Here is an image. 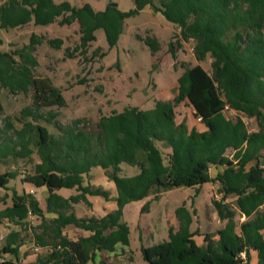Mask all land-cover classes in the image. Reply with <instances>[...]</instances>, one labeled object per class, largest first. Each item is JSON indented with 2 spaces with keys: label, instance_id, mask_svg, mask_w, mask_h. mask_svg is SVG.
Listing matches in <instances>:
<instances>
[{
  "label": "trees",
  "instance_id": "1",
  "mask_svg": "<svg viewBox=\"0 0 264 264\" xmlns=\"http://www.w3.org/2000/svg\"><path fill=\"white\" fill-rule=\"evenodd\" d=\"M134 7L121 11L108 4L95 10L89 3L73 6L69 0H0V31L33 22L35 25L77 21L79 43L74 51L85 53L96 40L95 31H104L107 45H116L124 19L146 6L160 12L179 29V40L192 39L194 65L184 67L177 78L172 99H156L149 110L127 106L99 117L93 129L57 120L65 99L48 77H37L33 55L39 36L30 35L29 43L13 52L0 51V91H32L31 104L21 109L18 123L7 118L0 127V162H33L26 182L47 191L45 208L32 194L12 195V204L0 209V221L22 224L32 215L54 214L36 235L42 245L49 231L50 251L37 258L38 264H88L99 251H114L118 244L128 246L129 226L122 221L123 209L132 201L177 187L197 188L209 182L218 184L219 200H213L219 219L225 224L214 234L204 233L198 244L191 230L193 213L182 203L174 210L178 225L168 237L152 245H141L146 264H264V0H133ZM144 42L154 53L155 38ZM2 39L0 37V45ZM47 43L60 48L61 38ZM169 51L175 57L173 44ZM17 56L18 58H16ZM211 57L210 71L199 62ZM187 100L194 116L200 117L203 130L189 128L185 120L176 121L175 106ZM48 110L42 112V108ZM3 105L0 99V115ZM226 112H231L227 116ZM243 117L252 118L256 128L249 129ZM122 164L137 172L121 175ZM99 166L113 182L116 207L101 217L81 218L74 205L87 202V196L109 199V191L88 182L90 171ZM210 168H218L215 175ZM17 171L0 173L5 188ZM73 189L64 197L58 190ZM243 216L235 220V211ZM149 205L142 206L145 211ZM88 232L71 240L63 235L67 225ZM22 240L10 232L0 252L17 257ZM244 254V258L241 257ZM0 264H16L0 257Z\"/></svg>",
  "mask_w": 264,
  "mask_h": 264
},
{
  "label": "rangeland",
  "instance_id": "2",
  "mask_svg": "<svg viewBox=\"0 0 264 264\" xmlns=\"http://www.w3.org/2000/svg\"><path fill=\"white\" fill-rule=\"evenodd\" d=\"M73 6L79 7L89 3L95 10H103L108 4L116 3L121 11H128L134 7L133 0H69ZM158 4V1L155 0ZM79 26L77 21L71 24L59 25L56 22L47 25H27L2 29L0 37L2 43L0 51L13 52L27 45L31 34L39 36V43L35 45L33 55L37 60L33 74L37 77H48L52 84L58 87L65 99L61 107H53L58 112L57 120L62 124H70L78 119L80 126L93 129L99 117L108 115L112 111H122L127 106H137L142 110L153 107L156 99H172L177 92V78L184 67L197 63L193 55L194 41L179 40V29L167 21L164 16L146 6L138 14L124 19L123 31L115 46L107 45L104 31H95L96 40L91 42L85 53L74 51L79 43ZM145 37L155 38L159 44L157 51L152 53L144 42ZM49 38H61L60 48L47 43ZM173 44L175 57L169 51V43ZM18 58L17 56H15ZM211 57L207 56L199 63L210 71ZM3 112L0 115V127L9 118L18 123L21 109L31 104L32 91L27 93H11L7 89L0 91ZM47 108H42L45 112ZM176 121L185 120L189 128H204L201 121L193 114V108L187 100L177 104L174 108ZM231 116V112H226ZM247 127L256 128L252 118L243 117ZM33 162H38L36 154L32 155ZM24 160L0 162V173L17 171V176L11 178L6 187H0V209L12 204L14 191L17 194H31L30 184L23 180L32 171V163ZM264 165V159L261 160ZM121 175H132L137 172L134 166L122 164ZM211 169L210 174L215 175ZM105 188L106 185L104 186ZM103 187V188H104ZM109 191V189H108ZM75 192L63 190L64 194ZM39 206L45 208L46 192L36 189L31 195ZM218 184L206 183L197 188L177 187L153 194L148 197L129 202L123 209L122 221L129 226V244H118L114 251H99L93 261L88 264H146L140 246L152 245L167 239L168 229L178 221L175 208L182 203L193 213L191 230H196L194 239L198 244L203 242V234H214L224 226L225 221L219 219L213 200H219ZM109 200H112L109 198ZM101 197L88 196L87 202L74 205V211L81 218L100 217L110 210L112 202ZM148 201L145 211L142 206ZM225 202L235 211V220L240 222L243 216L236 211L232 204L233 197L228 196ZM264 210V204L261 207ZM40 215L28 216L22 224L3 219L0 221V250L5 238L10 232H18L22 240L17 257L0 252V257L12 259L16 264H38L37 258L50 251L52 240L49 235H43L46 242L42 245L36 235H42L44 227L54 215L48 212ZM63 235L71 240L88 234L82 228L73 224L63 229ZM38 246L36 251L34 248ZM256 253H251L250 264H255Z\"/></svg>",
  "mask_w": 264,
  "mask_h": 264
},
{
  "label": "crops",
  "instance_id": "3",
  "mask_svg": "<svg viewBox=\"0 0 264 264\" xmlns=\"http://www.w3.org/2000/svg\"><path fill=\"white\" fill-rule=\"evenodd\" d=\"M203 124V123H202ZM205 128V127H204ZM203 128V129H204ZM203 129H201V130H203ZM211 169H214L215 170V172L216 171H218V168L216 169V168H210V170ZM88 182H90V184H92V185H95V186H101L102 188L106 185V187H108V188H103V189H105V190H108L109 189V198L110 199H112V200H109L110 202H112V205L110 206V210L109 211H106L103 215H105L107 212H110V211H112V210H114L115 209V207H116V203H115V196H116V191H115V187H114V184H113V182L112 181H110L107 177H106V175L104 174V170L101 168V167H99V166H95V167H93L92 169H91V171H90V174H89V179H88ZM31 186V185H30ZM33 190V194L35 193V191H36V189H42V190H44L45 192H46V196H47V191H46V189L44 188V187H40V188H35V187H33V186H31L30 187V189H29V191L30 190ZM63 190H73V189H67V188H61V189H59L58 190V193H60L61 195H63L64 197H67V196H69L70 194H72V192L71 193H69V194H64L63 193ZM74 193V192H73ZM32 194V195H33ZM46 196H45V198H46ZM89 196V195H88ZM87 196V197H88ZM95 197H100V196H95ZM102 198V197H101ZM104 199V198H103ZM105 200V199H104ZM108 200H106V201H108ZM44 209V208H43ZM45 213V212H44ZM52 214V213H51ZM54 215V214H53ZM77 215V214H76ZM102 215V216H103ZM101 217V216H100ZM170 228H172V229H176L177 228V226H176V224H174L173 226H171ZM169 228V229H170ZM168 229V230H169Z\"/></svg>",
  "mask_w": 264,
  "mask_h": 264
},
{
  "label": "built area",
  "instance_id": "4",
  "mask_svg": "<svg viewBox=\"0 0 264 264\" xmlns=\"http://www.w3.org/2000/svg\"><path fill=\"white\" fill-rule=\"evenodd\" d=\"M196 119L200 121V117H197ZM30 193L33 194V190L32 189L30 190ZM30 215H31V213L29 212L28 216H30ZM34 249L37 251L39 249V247L35 246ZM241 257L244 258V254H241Z\"/></svg>",
  "mask_w": 264,
  "mask_h": 264
},
{
  "label": "water",
  "instance_id": "5",
  "mask_svg": "<svg viewBox=\"0 0 264 264\" xmlns=\"http://www.w3.org/2000/svg\"><path fill=\"white\" fill-rule=\"evenodd\" d=\"M110 5H114V6H116L117 4H116V3H111Z\"/></svg>",
  "mask_w": 264,
  "mask_h": 264
}]
</instances>
